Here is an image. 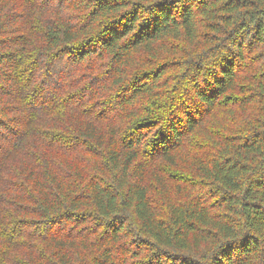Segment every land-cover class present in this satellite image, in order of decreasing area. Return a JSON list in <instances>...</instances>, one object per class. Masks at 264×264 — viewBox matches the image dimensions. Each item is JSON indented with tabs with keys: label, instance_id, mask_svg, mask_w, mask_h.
<instances>
[{
	"label": "trees",
	"instance_id": "16d2710c",
	"mask_svg": "<svg viewBox=\"0 0 264 264\" xmlns=\"http://www.w3.org/2000/svg\"><path fill=\"white\" fill-rule=\"evenodd\" d=\"M0 264H264V0H0Z\"/></svg>",
	"mask_w": 264,
	"mask_h": 264
},
{
	"label": "rangeland",
	"instance_id": "374dc122",
	"mask_svg": "<svg viewBox=\"0 0 264 264\" xmlns=\"http://www.w3.org/2000/svg\"><path fill=\"white\" fill-rule=\"evenodd\" d=\"M178 51L180 53L173 56L174 59H173V61H171V64L173 65L174 69L169 73V78L171 81L170 83H172V87L170 89V94H181L179 90L182 87H184V85H186V81H187V76H186L187 69L186 68H187L188 64L190 63V61L192 60L191 56L188 55V52L190 51L189 48H187L185 46H180L178 48ZM37 108H38L37 110H34V109L30 110L27 113V115H21V117L23 119H25L26 121H28V117L31 118V117L39 116L41 114V111L43 108H40L39 106ZM27 124H28V122H27ZM19 147H21V144ZM22 147H23V153H21V154L23 157H25L27 155V152L29 151L30 144L26 141ZM28 155L30 156L31 153H28ZM5 166L7 169L14 168V161L13 160H7L5 162ZM7 176H8V173H7ZM15 176L16 175L14 173V179L16 178ZM12 177L13 176L11 174H9V179H11ZM153 194L156 195V191H154ZM155 206L156 207L158 206L157 201L155 203Z\"/></svg>",
	"mask_w": 264,
	"mask_h": 264
}]
</instances>
